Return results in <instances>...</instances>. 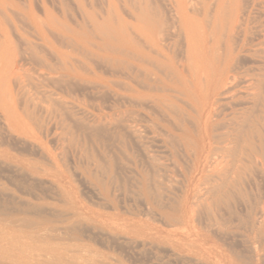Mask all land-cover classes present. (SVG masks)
<instances>
[{
    "label": "rangeland",
    "instance_id": "rangeland-1",
    "mask_svg": "<svg viewBox=\"0 0 264 264\" xmlns=\"http://www.w3.org/2000/svg\"><path fill=\"white\" fill-rule=\"evenodd\" d=\"M138 1L0 0V264H264V0H183V76Z\"/></svg>",
    "mask_w": 264,
    "mask_h": 264
},
{
    "label": "bare ground",
    "instance_id": "bare-ground-1",
    "mask_svg": "<svg viewBox=\"0 0 264 264\" xmlns=\"http://www.w3.org/2000/svg\"><path fill=\"white\" fill-rule=\"evenodd\" d=\"M182 1L183 0H176L177 4H176L175 11L173 12V14L171 12L169 17H164V15L161 13L160 6L157 4V1H155L156 6L153 5L151 0H139L138 1L139 4L137 6V11H136L137 16L139 18H142L145 21V24H147L146 30L148 32V35L156 37V39H150L147 42L146 47L142 48L141 46H139L135 42L136 40L133 38L134 36L132 37L131 36L132 34L130 35L126 31L128 28L127 27L128 24L126 25V23L123 21L117 22V24H116L115 29L120 34V37H118V38L124 42V45L129 47L130 52L132 53V56H137V57H140L142 59V62H139V66H141L147 74L154 73L155 67L158 69L164 68L167 72H169L175 76H180V75L183 76L185 74V71H184L185 65L181 64V66H180L177 63V61L172 57H169V60L166 62L162 59V56H161V55H163V57L165 56L162 53V51L165 47L164 43L173 37V36L171 37V35L167 32L168 30L166 28H173L174 31H172V32L175 34H176L177 30L178 31L185 30L186 33H188L189 27H188V24H186L187 21L185 19L187 12H186L185 7L183 6ZM173 17H175L177 19L178 24H176V21H175V23H171V26L168 27L169 26L168 22H169L170 18L172 19V21H174ZM169 32H171V31H169ZM178 34H179V32H178ZM187 48H188L187 54H189V51L191 50V42H188ZM63 55H65V53L60 52L61 61L64 65V67H66V56L63 57ZM216 56H217V53H216ZM64 67L61 68L60 71L52 70L50 72V74H54L52 77L56 76L57 80L61 81L65 75L64 71H66V69ZM190 73H194V72L192 70H190ZM203 148L204 149L202 151H200V149L198 147V152L196 151V153L197 154L200 152L205 153L204 151H207V149H209V145L204 144ZM143 193L147 199L151 198V188H150V186H148V184L145 185Z\"/></svg>",
    "mask_w": 264,
    "mask_h": 264
}]
</instances>
